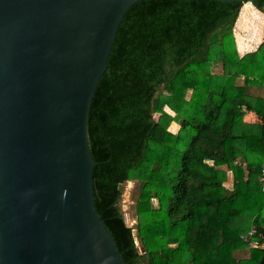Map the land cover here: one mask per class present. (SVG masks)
<instances>
[{"label":"trees","instance_id":"obj_1","mask_svg":"<svg viewBox=\"0 0 264 264\" xmlns=\"http://www.w3.org/2000/svg\"><path fill=\"white\" fill-rule=\"evenodd\" d=\"M246 2L139 0L118 25L87 137L94 206L125 264H264V26L236 48L260 40L264 0Z\"/></svg>","mask_w":264,"mask_h":264},{"label":"water","instance_id":"obj_2","mask_svg":"<svg viewBox=\"0 0 264 264\" xmlns=\"http://www.w3.org/2000/svg\"><path fill=\"white\" fill-rule=\"evenodd\" d=\"M136 1L0 0V264H125L94 206L87 117Z\"/></svg>","mask_w":264,"mask_h":264},{"label":"rangeland","instance_id":"obj_3","mask_svg":"<svg viewBox=\"0 0 264 264\" xmlns=\"http://www.w3.org/2000/svg\"><path fill=\"white\" fill-rule=\"evenodd\" d=\"M247 4V3H246ZM249 4V3H248ZM243 5V4H242ZM250 9H249V12L250 10H254V6L252 7L250 4ZM257 9L255 8V14L258 15L260 18H262V26H261V37H260V40L257 42V43H252V42H247V47H245L243 50H240L238 47H237V44H236V48H237V51L238 53L240 52L241 55H243L244 53H246V51H251V50H254L256 48V46L259 44V42L262 40V36H263V26H264V14L260 11H256ZM237 31L236 29V21H235V25H234V35H235V32ZM238 33H241V35L244 37V38H247V35L248 33L245 32V30H239L237 31ZM235 38V36H234ZM236 43V42H235ZM244 52V53H243ZM239 54V55H240ZM217 69V68H215ZM245 121L247 123H253V118L248 116ZM175 126L178 127V124L176 122H173ZM171 129L172 126H171ZM226 185H230L228 184V180L227 182L225 183ZM122 193H121V196H120V200H119V204H120V208H121V211L123 213V217H124V220L126 222V224L130 225V226H134L135 225V219H134V202H135V195H136V191H137V186H136V183L134 181H127L123 187V189L121 190ZM155 203V202H154ZM133 233L135 235V228L133 229ZM136 241V244L137 243V240ZM247 253L243 250H238L236 253H235V256L238 257V258H241L243 256H246Z\"/></svg>","mask_w":264,"mask_h":264},{"label":"crops","instance_id":"obj_4","mask_svg":"<svg viewBox=\"0 0 264 264\" xmlns=\"http://www.w3.org/2000/svg\"><path fill=\"white\" fill-rule=\"evenodd\" d=\"M246 3H249L251 6H252V4H251V2H246ZM253 7V6H252ZM250 12H251V10H250ZM245 50V49H244ZM247 52V51H246ZM244 53V52H243ZM239 54H240V52H239ZM242 54V53H241ZM240 54V55H241ZM237 113L239 114V118L240 119H242L243 121L248 117V116H250V117H252L253 118V122H257L258 121V119H257V117H256V115L253 113V112H248V111H245V110H243V109H238V111H237ZM171 126H172V128L173 129H171V130H173V131H176L177 130V126H175L174 125V123L172 122V124H171ZM171 128V127H170ZM231 182H232V179H231V175H229V177H228V184H230L231 185ZM229 185V186H230ZM228 186V185H227Z\"/></svg>","mask_w":264,"mask_h":264},{"label":"built area","instance_id":"obj_5","mask_svg":"<svg viewBox=\"0 0 264 264\" xmlns=\"http://www.w3.org/2000/svg\"><path fill=\"white\" fill-rule=\"evenodd\" d=\"M259 183H260L261 189L264 191V168L262 169V174L259 178ZM251 233H252V231L249 232V234H251ZM243 239L247 241V237H243ZM250 245H253V243H250Z\"/></svg>","mask_w":264,"mask_h":264}]
</instances>
